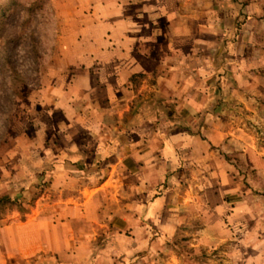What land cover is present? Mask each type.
Segmentation results:
<instances>
[{"label": "crops", "instance_id": "0c3cea01", "mask_svg": "<svg viewBox=\"0 0 264 264\" xmlns=\"http://www.w3.org/2000/svg\"><path fill=\"white\" fill-rule=\"evenodd\" d=\"M93 15L72 34L68 77L46 90L42 125L21 134L16 173L0 160V264L155 262L156 230L170 242L188 224L160 185L186 155L216 159L242 130L196 119L220 117L227 102L236 113L264 108L263 3L107 0ZM104 230L116 237L102 245ZM209 233L199 245L217 241Z\"/></svg>", "mask_w": 264, "mask_h": 264}, {"label": "rangeland", "instance_id": "374dc122", "mask_svg": "<svg viewBox=\"0 0 264 264\" xmlns=\"http://www.w3.org/2000/svg\"><path fill=\"white\" fill-rule=\"evenodd\" d=\"M252 1L264 4V0ZM106 2L0 0V160L5 157L11 160L13 164L8 163V167L12 166L14 173L16 164L12 160L26 153L20 140L21 134L31 133L32 129L42 125V116L38 115L43 109L41 103L48 100L43 98L47 95L46 90L54 80L68 77L69 51L75 37L72 34L80 31L82 26L84 29L91 16L95 17L96 8ZM224 104V114L220 117H199L196 120L209 126L218 124L225 132L231 125L241 126L244 131L237 132V142H231L234 135L227 134L216 159L214 155H209L195 161L186 155L189 161L182 168V173L160 185L161 193L171 187V193L178 195L173 202L177 201L175 206L180 208L179 212L186 214L188 224L177 230L170 242L159 241L163 230L158 228L157 244L152 251V259L157 260H138L140 262L135 264H165L163 260L170 255L177 256L183 264H262L264 108L252 113L242 110L236 113L234 103ZM151 120L155 122V119ZM32 138H35L34 133ZM202 138L209 139L207 134H203ZM228 150L231 151L229 163H218V157H223ZM246 152L247 155L240 158L239 155ZM196 196L204 198L199 201L198 214L188 218L185 210H191L189 203H198L197 198L194 199ZM5 206L8 203L1 201L0 207ZM211 223L217 225L215 230H207ZM112 232L102 231V245L116 237ZM208 233L211 237L212 233L216 234L214 238L217 241L199 245L198 240H203V234ZM139 253L143 255L146 251Z\"/></svg>", "mask_w": 264, "mask_h": 264}]
</instances>
